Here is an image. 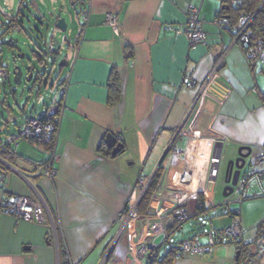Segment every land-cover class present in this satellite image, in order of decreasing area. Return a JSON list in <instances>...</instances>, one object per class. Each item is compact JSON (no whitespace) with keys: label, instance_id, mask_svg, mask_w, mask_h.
<instances>
[{"label":"crops","instance_id":"0c3cea01","mask_svg":"<svg viewBox=\"0 0 264 264\" xmlns=\"http://www.w3.org/2000/svg\"><path fill=\"white\" fill-rule=\"evenodd\" d=\"M3 2L11 11L17 4V12L28 7L35 22L53 12L48 21L60 16L68 24V19H75L77 25L64 58V76L57 80V87L53 84L56 91L51 102L38 115H24L21 124L18 118L3 119L0 111V138H4L17 133L28 116L44 113L65 87L54 163L59 173L54 180L37 172L36 165L49 156L29 141L20 140L17 147L12 144L15 154L0 150V264H110L112 258L122 264H162L159 260L169 253L171 264H253L254 249L242 262L236 258L241 246L234 240H220L207 255L178 256L184 240L198 235L206 243L216 231L200 223L214 209L226 215L221 230L232 221L234 211L224 205L226 197L218 203L217 196L226 160L247 146L252 150L249 167H264L256 162L264 154V70L249 63L232 30L217 25L222 0ZM193 7L199 8L207 33L203 44L192 45L177 31L186 29ZM108 13L117 15V27L105 23ZM45 27L40 28L45 31ZM82 28L84 36L78 44ZM114 69L119 71L122 91L119 101L111 105L108 80ZM188 81L194 84L188 86ZM11 86L10 79L1 86L0 97ZM108 133L124 145L123 152L112 154L106 143ZM102 143L110 154L100 151ZM160 167L161 177L148 208L127 226L121 215L126 205L140 197L139 181L152 180ZM201 182L207 187L199 191L198 199L181 204L180 192ZM251 189L250 194L256 193L258 185ZM8 194L38 197L43 222L32 223L5 212L3 200ZM179 204L191 213V219H197L187 232L188 220L173 230ZM156 214H166L170 235L153 237L154 253L138 259L129 244L141 239Z\"/></svg>","mask_w":264,"mask_h":264},{"label":"built area","instance_id":"2783aa9c","mask_svg":"<svg viewBox=\"0 0 264 264\" xmlns=\"http://www.w3.org/2000/svg\"><path fill=\"white\" fill-rule=\"evenodd\" d=\"M241 0H231V3L237 5ZM257 12L242 13L238 19L234 22L227 16H222L216 19L218 26L223 28H229L234 31V39L236 43H239L244 50L246 57L251 65L260 63L264 66V39L261 36L253 37L252 24L256 17ZM85 20L88 21L89 10L85 13ZM201 17L199 8L193 7L189 13L188 25L186 29L177 30L178 33H184L192 45L206 43L207 33L201 26ZM105 23L110 27H117L119 24L118 17L115 13H108L106 15ZM87 25V22H86ZM84 36V28L80 30L76 42L79 44ZM0 44L3 41L0 39ZM52 61V59H49ZM221 62V61H220ZM219 63L216 64L214 70L219 67ZM11 71L8 66L0 65V77L3 82H7L10 79ZM193 81H188L187 85L192 86ZM65 86V85H64ZM60 97L50 104L44 113L40 116H28L20 130L14 134H8L4 138H0V150L15 154L16 149H12V144L18 145L20 140H26L32 143L37 149L46 152L48 159L44 163L37 164V172L41 175H45L54 180L58 175V168L54 165L58 158L57 154V136L60 129L61 120L65 110V103L63 100L65 94V87L59 89ZM43 100L42 97L38 98V102ZM256 162L264 166V154L257 157ZM151 180L141 179L139 181L141 187V195L131 204L126 205L122 212L125 219V224L128 226L129 222L135 220L139 216L138 204L150 185ZM253 184L258 185V191L254 194H250V189ZM207 187L206 182H201L198 185H190L186 191L180 192L181 204L186 199H198L199 191L202 188ZM264 196V167L262 169H256L249 167L241 174L237 184L234 186V191L231 196L226 197L225 203L230 204L231 197L234 198V202L241 204L245 199L251 197ZM182 199V200H181ZM181 204L175 208L177 212V223L173 227V230L182 225L185 221L191 219V213ZM199 208L203 207L202 203L198 204ZM3 209L5 212L12 214L22 220L30 221L32 223H41L44 220V212L41 205V201L35 196H22L16 194H8L3 200ZM166 214H156L153 221L148 226L141 239L136 242H130L129 250L138 259L144 258L149 254H153L156 247L152 244V238L158 235H165L166 238L170 235V229H168L164 223ZM120 234V232H119ZM245 229L242 225L240 209L235 210L232 213V223L226 228L220 231H213L208 236V241L202 243L198 235L193 238L184 240L181 243L178 251V256L185 253H192L198 255H207L213 251V248L218 244L220 240L237 239L241 245L246 244L244 237ZM117 239L113 242L109 248L108 254L111 253ZM67 264H73L69 262ZM110 264H122L120 260L112 258Z\"/></svg>","mask_w":264,"mask_h":264},{"label":"rangeland","instance_id":"374dc122","mask_svg":"<svg viewBox=\"0 0 264 264\" xmlns=\"http://www.w3.org/2000/svg\"><path fill=\"white\" fill-rule=\"evenodd\" d=\"M18 4L16 5V8L11 11V9H6V5L4 4L3 0L0 2V39L3 41V44H0V64H4L9 67L11 74L10 79L12 85L15 87L14 93L8 94L7 102L10 106H13L12 108V115L17 116L19 123H22V120L24 118V115L28 114H34L38 115L39 112L42 111L44 106L51 102V98H53L54 93L56 91V88L54 91H52L53 87H50V84H56L55 87H57V80L62 78L64 76L63 67L60 66V62L62 59L65 58V56L68 53V42L72 39V32L76 31V25L77 21L68 19L69 22V28L66 32H62L57 34V38L59 43L57 45H52L50 42V37L52 34V30H49V34L44 38L40 37L39 31H37L34 27H40L43 26V24L40 23V21L35 22V19L30 16V14L27 13L26 16L23 17V23L25 25V31H20L16 29H11L7 31V27L5 26L4 22H8L9 15L17 14ZM8 14V16L6 15ZM49 17V16H48ZM40 20L44 23H48L47 15L45 17H41ZM74 21V22H73ZM7 25V24H6ZM46 29V28H44ZM42 30V29H41ZM44 31V30H42ZM45 32V31H44ZM64 33V34H63ZM66 36V37H63ZM10 37H13L18 40L15 45H10L8 43V40ZM66 38V39H65ZM71 43V42H70ZM43 49H60V53L55 56V65L53 66L51 62L46 61L45 67H47L48 71H46V75L42 78L43 80H47L49 82L48 88L44 86V84L41 81H35L34 79L32 81L27 82L26 81V67L31 63L36 70L42 69L41 66L37 61L33 60L32 51L35 50L39 54L43 55ZM21 53H25V57H21ZM51 56H45L46 59H49ZM259 67L263 68L260 63H258ZM16 65H21L24 70V77L23 82L19 85L15 84L13 81V74L12 71ZM264 76V74H262ZM5 83L3 82V79L0 77V87L3 86ZM41 89L40 91H38ZM3 89L1 90V93H3ZM42 97V102H37L38 98ZM19 105V108L14 107L15 104ZM4 110L2 108V104H0V111ZM5 111V110H4ZM3 111V112H4ZM4 117L9 118L10 115L5 111ZM0 121L1 115H0ZM24 122V121H23ZM12 128V127H11ZM9 128H6V131H8ZM231 159V158H230ZM226 160L227 162L230 160ZM226 164L222 169L221 178L219 181L217 196H218V203L223 202V189H224V177H225V168ZM249 164V163H248ZM249 167L247 165L244 170H246ZM254 190V186L251 189V191ZM226 203H224L225 205ZM228 210L235 211L237 209H240V215L242 220V225L245 229V238L249 241H253L254 243L252 246H250V249H254L255 254L252 256V262L253 264H264V237H257V231H256V225L257 223L264 219V196L262 197H256V198H248L245 199L241 204L237 202H231L228 204ZM224 217L226 215L223 213V210H213L208 217L206 222L201 221L200 223L203 225V228L207 227H214L216 231H220L221 227L224 226ZM197 219H189L187 224V229L185 231L187 232L191 227L192 223H197ZM232 221L230 222L231 225ZM184 231V232H185ZM185 232V233H186ZM178 233V232H177ZM256 234V236L254 235ZM249 238H252L249 239ZM173 239V238H172Z\"/></svg>","mask_w":264,"mask_h":264},{"label":"trees","instance_id":"16d2710c","mask_svg":"<svg viewBox=\"0 0 264 264\" xmlns=\"http://www.w3.org/2000/svg\"><path fill=\"white\" fill-rule=\"evenodd\" d=\"M262 2H263V0H241V2L239 4L234 5L231 3V0H222V9L220 10V15L218 16V18L222 17V14H226L227 17L231 18L232 21L235 22L242 13L257 12L256 17L254 19V22L252 24V32H253L252 35H253V37L261 36L264 39V4L261 6ZM27 8L28 7L21 8L17 12L16 15L9 17L10 21H8L7 23L4 22L5 26L7 27L6 28L7 31H9L11 29H16V30L26 32L25 26L23 23V17L27 15V13L25 12L27 10ZM34 28L37 31H39L38 28H36V26ZM229 30H231V29H229ZM40 37H41V33H40ZM44 38H45V36H44ZM50 42L52 44L53 40L50 39ZM34 55L38 57L37 53H34ZM0 65H2V64H0ZM9 81H10V79H9ZM11 87H14V86H11ZM108 91H109V103L111 105L116 104L121 97V91H122L121 79H120L119 71L117 69H114L110 75V78L108 80ZM4 93H5V95L3 97H0V101L5 104V102L8 98V94L12 93V91L8 90ZM262 99L264 100V93L262 95ZM99 149H100V151H102L106 154H110V150L105 146L104 143L101 144ZM124 150H125V147H124V145H122L120 153L123 152ZM160 177H161V167L155 173V175L153 176V178L150 182L149 187L147 188L146 192L143 194V196H142V198L138 204V211H140V212L145 211L148 208L150 200L152 199L153 194H154V192L158 186ZM200 198H202V197H200ZM256 231H257L256 234H257L258 238L264 237V219L260 220L257 223ZM226 240L227 241L234 240L237 243H239L238 242L239 240H237V239L235 240V239L230 238V239H226ZM219 242H221V241H219ZM219 242H217V243H219ZM252 244H253V242H250V243L248 242L244 245L240 244L241 247L238 249L240 251V254H239V260L240 261H242V260L244 261V260L248 259V257H250V253L253 252V249L251 250L249 246H251ZM246 250H247V252H245ZM171 257H172V253H169L165 258H163V260H161V261L159 260V262H161L162 264H171V260H172Z\"/></svg>","mask_w":264,"mask_h":264},{"label":"water","instance_id":"95a60500","mask_svg":"<svg viewBox=\"0 0 264 264\" xmlns=\"http://www.w3.org/2000/svg\"><path fill=\"white\" fill-rule=\"evenodd\" d=\"M264 4V0L261 4V6ZM60 12V9H59ZM54 13L51 12L49 14L50 18L51 15H53ZM46 16V15H45ZM44 16V17H45ZM48 16V15H47ZM52 21H48V23H44L40 20V23L43 24V26H46L45 28V32L42 31L41 29H39V33H41V37H44L45 35L47 36L49 34V30H52V34L50 39L53 40L52 45H57L59 43L58 38H57V33L54 32L55 29H59L62 32H66L69 28V24L68 21L66 20L65 17H60V16H55L54 18L50 19ZM52 28V29H50ZM45 36V37H46ZM66 39V38H65ZM18 40L10 37L8 40V43L10 45H15V43H17ZM70 46V41L68 42V46L67 48H69ZM60 49H43V55L39 54L37 51L33 50L32 51V58L33 60L37 61L41 66L42 69L40 70H36L35 67L30 63L27 67H26V81H32L33 79L37 82V81H41L44 86L48 87L49 82L45 79L42 81V78L46 75V71H48L47 67H45L46 61H49V59H46L45 56H57L60 53ZM34 53L38 54V57L34 55ZM21 57H25V53H21L20 54ZM51 62V64L54 66L56 60H52L49 61ZM67 60L66 59H62L60 62V66L63 67L64 64H66ZM13 74V81L15 84L19 85L23 82V77H24V70L23 67L21 65H16L12 71ZM40 76H42V78H40ZM51 87H53V84L50 85ZM15 87H13L12 89V93H14ZM41 89H39L38 91H40ZM16 94V92H15ZM0 104H2V108L10 115L9 118H6V120H8V122H12L13 119H17V116L12 115V108L13 106H10L6 100V104L2 103L0 101ZM14 107L19 108V105L16 103L14 105ZM2 110V111H4ZM4 111V112H5ZM3 119H5V117H2ZM106 143L108 145V147L112 148V154L113 155H117L121 148H122V143L118 142L117 137L113 134V133H108L106 136ZM252 155V150L250 147L247 146H242L240 147L239 151H238V156L230 159L227 164H226V168H225V177H224V189H223V195L225 197H229L232 195L233 191H234V186L237 184L241 174L244 172V168L248 165V160L250 159ZM239 254L240 251L238 250L236 253V258H239Z\"/></svg>","mask_w":264,"mask_h":264},{"label":"flooded vegetation","instance_id":"af4514ba","mask_svg":"<svg viewBox=\"0 0 264 264\" xmlns=\"http://www.w3.org/2000/svg\"><path fill=\"white\" fill-rule=\"evenodd\" d=\"M50 59L55 60V57L54 56H51ZM40 78H42V76H40ZM10 90L12 91V88Z\"/></svg>","mask_w":264,"mask_h":264}]
</instances>
